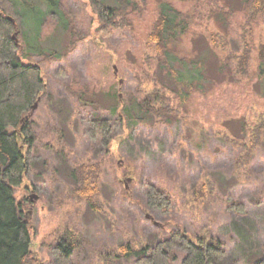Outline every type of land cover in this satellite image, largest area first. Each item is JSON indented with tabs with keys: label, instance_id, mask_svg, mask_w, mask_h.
Here are the masks:
<instances>
[{
	"label": "rangeland",
	"instance_id": "rangeland-1",
	"mask_svg": "<svg viewBox=\"0 0 264 264\" xmlns=\"http://www.w3.org/2000/svg\"><path fill=\"white\" fill-rule=\"evenodd\" d=\"M53 1L14 0L13 10L18 13L22 5L18 56L25 65L41 66L46 88L29 110L37 140L31 148L24 145L30 169L15 189L17 200L25 202L34 257L53 264L59 241L81 234L75 264H146L143 255L131 250L125 256L122 248L129 242L137 251L182 229L190 237L207 233L221 239V264L261 259L264 143L250 162H241L243 149L234 141L245 137L244 118L256 123L264 114V67L257 56L264 17L254 24L250 76L236 81L220 69L210 35L227 38L230 50H241L244 0H146L126 24L112 27L111 35L99 31L92 0H62L77 27L90 32L71 52L69 31ZM163 1L190 19L189 30L178 32L170 45L176 70H201L202 77L189 89H180L147 47ZM223 4L231 14L211 13ZM156 73L173 107L180 102L177 91L187 96L179 115L169 113L165 122L143 116L138 107L149 94L161 93V84L152 78ZM129 107L137 120L113 113ZM97 116L111 120L109 133L94 127ZM88 162L101 169L93 207L76 199L72 189V173ZM152 185L170 196L169 208L149 205ZM180 243L171 264H182L187 253Z\"/></svg>",
	"mask_w": 264,
	"mask_h": 264
},
{
	"label": "trees",
	"instance_id": "trees-1",
	"mask_svg": "<svg viewBox=\"0 0 264 264\" xmlns=\"http://www.w3.org/2000/svg\"><path fill=\"white\" fill-rule=\"evenodd\" d=\"M115 5L108 6L105 0H92L93 7L99 15V31L104 35H111L112 27L121 26L130 20V15L136 14L142 8L146 0H113ZM21 3V2H20ZM19 3V4H20ZM62 0H54L53 5L59 8L60 22L66 31H69V45L67 52L75 49L82 38L87 37L90 32L77 27L76 19L61 7ZM16 3L14 0H0V264H40L39 259L34 257L31 251V236L26 214H24V203L16 198L15 189L19 187L26 173L29 171V158L25 156L22 146L31 148L37 140L33 129L34 123L29 119V110L37 103L41 94L45 91V80L42 77V68L35 64H23L18 56L22 48L19 36L23 32L24 17L19 11H13ZM228 7L223 4L216 9L212 7L211 13L222 16L231 14L226 11ZM231 9V8H229ZM243 10L246 18L243 29L242 48L240 51L230 50L228 39L216 34H211L210 43L220 60V69L226 71L236 81L248 78L251 73L252 54L255 50L253 43L254 26L264 17V0H244ZM219 11V12H218ZM15 22H11L8 17ZM226 16V17H227ZM189 16L182 13L173 4L163 1L160 5L158 17L151 25L147 34V47L159 61V67L165 68L174 83L179 88H192L202 74L201 70L186 68V72H180L172 65V54L170 45L176 41V35L189 30ZM43 23V22H42ZM255 24V25H254ZM253 25V26H252ZM15 32L18 33L14 38ZM213 33V32H210ZM258 57L260 65L264 67V41L259 44ZM228 49L230 50L228 52ZM225 52L228 54L225 55ZM54 57L59 58L58 55ZM150 57V56H149ZM184 63V62H183ZM194 62L192 61L191 64ZM199 73V76L196 74ZM152 77V76H151ZM156 83L161 84V93L149 94L138 102L143 116L149 114L157 117L160 122L167 121L169 113L179 115L187 96L181 90L177 91L178 107L171 105V99L167 96L165 83H162L158 74L152 77ZM181 89V88H180ZM160 93V95H159ZM132 107L119 113L118 119H128L129 122L137 120L132 113ZM175 115V116H176ZM111 120L97 116L94 127L109 133ZM244 139L234 141L243 149L239 156L241 162H250L254 154L264 143V114H261L256 123L242 120ZM243 152V153H242ZM99 165L89 164L77 167L72 173L74 178V197L86 200L94 206L95 195L99 193V178L101 169ZM82 185V187H81ZM73 193V191H72ZM148 203L153 207L169 208L170 196L158 187L152 185L147 193ZM169 238L159 239L156 244H146L133 250V245L127 243L122 248V254L132 250L136 255H143L146 264H171L176 258L173 252L178 241L184 244L186 255L182 264H221L225 255V243L212 235L204 234L188 236L182 229H172ZM69 234L60 240L54 251L53 264H75L73 255L79 247L81 234ZM254 264H264V255Z\"/></svg>",
	"mask_w": 264,
	"mask_h": 264
},
{
	"label": "water",
	"instance_id": "water-1",
	"mask_svg": "<svg viewBox=\"0 0 264 264\" xmlns=\"http://www.w3.org/2000/svg\"><path fill=\"white\" fill-rule=\"evenodd\" d=\"M8 19L11 21V22H15V20L13 19V18H11V17H8ZM16 23V22H15ZM17 35H18V33L17 32H15V35H14V38L16 37L17 38ZM35 106H37V104H35L34 106H33V108L35 107Z\"/></svg>",
	"mask_w": 264,
	"mask_h": 264
},
{
	"label": "bare ground",
	"instance_id": "bare-ground-1",
	"mask_svg": "<svg viewBox=\"0 0 264 264\" xmlns=\"http://www.w3.org/2000/svg\"><path fill=\"white\" fill-rule=\"evenodd\" d=\"M9 17H10V16H9ZM11 18H12V17H11ZM21 146H22L21 148H22V150H23V152H24V147H25V146H24V145H21ZM28 147H29V146H28ZM24 154H25V152H24ZM25 156H26V154H25ZM59 242H60V241H59Z\"/></svg>",
	"mask_w": 264,
	"mask_h": 264
}]
</instances>
